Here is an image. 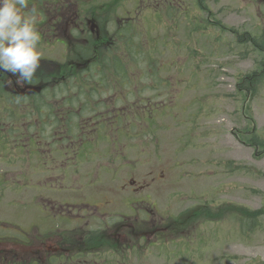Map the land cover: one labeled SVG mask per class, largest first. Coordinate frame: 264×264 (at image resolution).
Returning <instances> with one entry per match:
<instances>
[{"label": "rangeland", "instance_id": "1", "mask_svg": "<svg viewBox=\"0 0 264 264\" xmlns=\"http://www.w3.org/2000/svg\"><path fill=\"white\" fill-rule=\"evenodd\" d=\"M77 1L85 11L97 4L96 15L107 16V37L130 31L133 46L155 51L146 59L137 53L132 64L125 55V66L132 68L129 84H112L123 77L108 73L109 88L82 85L76 102L83 109H120L109 122V144L106 128L96 127L101 118L84 122L93 128V147L83 155L71 153L68 166L62 153H52L45 144L35 158L11 150L8 160L14 164L4 169L40 173L28 180L33 188L24 187L26 180H8L9 186L1 182L0 219L15 227L0 223V256L29 259L24 253L44 249L43 242L58 246L64 236L67 247L74 248L79 222L59 219L46 200L74 202L87 192L84 199L92 206L108 203L102 211L109 212L99 216L101 221L93 212L82 220L86 231H107L103 226L109 217V239L97 232L90 246L82 244L83 251H91L84 255L89 264H263L264 78L254 94L246 95L237 84L262 69L264 52L240 43L238 36L264 31V0H71ZM81 23L84 29L91 26ZM117 40L119 50H126L122 38ZM38 47L41 57L63 61V45L53 43L48 50L40 41ZM152 61L158 67L154 76L148 75ZM106 65L102 59L98 71ZM51 93L50 102L68 107L63 93ZM17 106L25 119L21 108L27 105ZM91 113L83 111V118ZM253 136L262 145H250ZM54 160L60 162L58 171L52 169ZM185 212L191 218L183 222ZM16 226L33 237L30 242L18 243L16 237H23ZM159 227L163 230L154 234ZM134 228L149 238L135 242ZM126 238L129 244L123 243Z\"/></svg>", "mask_w": 264, "mask_h": 264}, {"label": "flooded vegetation", "instance_id": "2", "mask_svg": "<svg viewBox=\"0 0 264 264\" xmlns=\"http://www.w3.org/2000/svg\"><path fill=\"white\" fill-rule=\"evenodd\" d=\"M159 1L162 4L164 0ZM184 2H186V0H184ZM80 3V1L75 3L71 2V0H27V8L22 9V12H27L29 14L32 13V10H35L36 28L40 34V41L46 43L45 48L49 50L48 45L58 43V45H63V52L65 55L62 56L63 61L48 57V55L42 56L40 59V67L34 74L31 83L23 85L17 84L16 77L11 73L0 72V109H2L0 111V185H2L1 182L4 181L6 185L9 186L10 184L6 181L18 179L19 182L22 180L27 181V184L24 186L25 188H29L30 186L33 188V185L28 182V180L34 179L35 176L40 173L35 171L34 168L31 171L19 172V174L4 169L5 166L9 167V165L12 166L14 164L13 160H8V155H11V153L13 155V152H11L12 149H18L21 152L27 153V155L29 154V157L33 155L35 158L36 155L42 156L39 149L41 144H45L50 148L52 153L54 151L62 153L64 157L63 161L66 162L67 166L72 162L71 158L68 157L71 153H73L74 156L83 155L82 153L86 151V147L89 151L91 147H93L94 142L93 128H91V124L84 122H89L91 119L97 121L98 119L101 120V118H104L103 122L98 124L100 126L96 127L106 128V134L104 136L109 144V122L113 118L114 113L119 115L118 112H115V110H120L119 108L84 107L83 109L82 105L76 104V108L69 106V98L76 100L81 96L83 84H88L89 86L99 85L100 88H109V76L94 75V73L96 74L97 72V70H95V64L97 63L98 51L102 49L109 50L114 47L113 41L109 39V36H106L107 33L104 29L107 16L103 18L102 15H96L97 10H94L97 6L96 3L91 4L87 11H85V9L83 10ZM70 5L71 7L74 5L72 10H70ZM98 19L100 20L99 22ZM129 20L130 19H126L124 22ZM81 22L90 23V28L84 29ZM83 50L89 51L88 57H84ZM72 86L73 93L67 94L68 91L72 90ZM51 90V94L54 95L58 94L59 96L60 93H63L65 96V103H67L68 107H64L62 110L59 109L60 105H55L50 102V97L48 96H50ZM66 100L68 101L66 102ZM19 102L24 106L27 105L26 108H21L26 109V112L23 113L25 116L23 120L19 114L20 107L17 106ZM37 103L43 104L42 108H40ZM51 104L53 107H50ZM85 110L93 113L83 118L82 112ZM143 110L145 111L146 108ZM154 110L155 109L151 107L149 113L152 114L151 111ZM33 115L34 117H32ZM57 146H60V148H55ZM3 156H5V158L7 157V159H5L6 165H1ZM37 160H40V168L44 169L42 165L44 163L43 160ZM59 164L60 162L56 160L52 161L51 165L52 167L54 166L52 169H57L58 171ZM63 166L65 168V165ZM43 172L42 170L41 173ZM65 174L66 173H64V175ZM50 176L56 175H49V177ZM87 195V192H85V194L83 192L79 193L77 194L78 197L76 200L73 199L74 202L65 201V203L58 202V199L55 198H47L46 205L50 203L48 209H57L59 211L57 214L59 219L63 221L68 220V222L77 221L79 222V225L77 223L78 227L82 229L76 228L77 230H75L78 234L76 237L78 242L75 243L76 245L74 248L67 247V238L64 236L62 240L59 241L58 246L48 247L45 246L43 242L41 245L44 249L41 247L33 248L31 250V255L38 254L39 256L42 255L40 253H43L44 258L42 256L38 258L47 264H54L55 261H59L61 264H67V262L71 261L83 262V264L90 263L89 260L84 259V255L85 252L89 254L91 251H83L82 247H84V245L82 244L85 242L87 246H90L89 240L94 236L93 232L97 231L98 236L105 235L107 239H109V233L107 232L109 230V217H106L107 219L103 226L107 231L100 228V230L90 229L87 230V232L84 228L87 227L86 225L88 224L82 223V220L85 216L93 212L95 213L93 214L94 218L101 221L99 216H107L109 212H107V210L102 211L103 206H107L108 203H103V205L94 204V206H92L90 200L84 199ZM51 203H53V205ZM41 211L44 212V209L41 208ZM139 212L140 209H138L137 217L139 216ZM184 214L182 213L180 216H184ZM185 221L187 220H183V222ZM3 222L5 223L1 226L6 229L15 227L12 223L0 219V223ZM134 222L135 221H132L130 224L134 225ZM82 224H84V226ZM118 227H120V225L116 226V228ZM168 227L176 231L175 227ZM16 228L20 232L19 234L22 235L20 237H23L22 239L16 237V240H19L18 243L26 244L27 240L30 242V238L33 237L29 236L26 230L18 226H16ZM162 230L163 228L159 227L154 234H158ZM132 234L135 236V242L137 239L140 241L149 238L148 233L138 231L135 228L132 230ZM6 237H8L6 240L11 241L10 239H12V236L9 235ZM38 239L40 240L41 238ZM130 240L131 238H126L123 243L127 242L126 244H129ZM96 252L97 249L93 247V253ZM32 258L33 257L29 259L25 258L24 260L30 262ZM50 261H52V263Z\"/></svg>", "mask_w": 264, "mask_h": 264}, {"label": "clouds", "instance_id": "3", "mask_svg": "<svg viewBox=\"0 0 264 264\" xmlns=\"http://www.w3.org/2000/svg\"><path fill=\"white\" fill-rule=\"evenodd\" d=\"M26 8L27 0H0V72L21 85L31 83L41 59L35 10L22 12Z\"/></svg>", "mask_w": 264, "mask_h": 264}, {"label": "trees", "instance_id": "4", "mask_svg": "<svg viewBox=\"0 0 264 264\" xmlns=\"http://www.w3.org/2000/svg\"><path fill=\"white\" fill-rule=\"evenodd\" d=\"M134 31V30H133ZM132 31V32H133ZM130 31L127 32H122L119 31L118 35H113L112 37H109V39H111L113 41L114 47H112L109 50H101L98 51V57H97V63L95 64V69L98 71L100 68V65L102 64V59L105 60L106 62L109 63V68L104 67L102 71H98L97 74H99L100 76H107L109 73V76H116V78L118 76L123 77L124 81H115L112 84H129L130 80H129V74H128V69H132V68H127L126 65V54L130 57L129 62L132 64L134 57L137 53H138V58H141V54L145 57V59L147 58V56H149L150 53H154V49H152L151 51H146L144 48H142V45H132V43H134V39H131L130 37ZM121 37L122 41L125 42L124 46L126 47V50H119L120 46L116 45L117 43L121 42V40H117V38ZM238 41L242 44H247L250 43L254 46L257 47V50L259 53H263L264 52V31L259 35V36H255L253 37L249 32H244L242 34H240L238 36ZM84 53V57H88V52L87 50H83L82 51ZM152 56H150L149 58H151ZM149 71H148V75L154 76L157 74V65L153 64L152 61V65H150ZM127 78V79H126ZM264 78V61H262V69L260 71H254L251 74L246 75L243 80H241L240 82H238L237 86L239 85L240 88L239 90L242 91H246V95L248 93H253L256 91V87L259 85V83L261 82V80ZM126 79V80H125ZM110 84V82H109ZM110 84V85H112ZM115 90L117 91L118 89L115 86ZM254 91V92H253ZM69 106L72 108H76V104L78 102H76L78 99L74 100L72 98H69ZM66 100V102L68 101ZM38 104V103H37ZM43 105V104H42ZM42 105L39 103L38 106L40 108H42ZM50 107H53V105L51 104ZM72 117V116H71ZM250 141V145L252 146H260L262 145L260 140L257 139L256 136H253L252 138L249 139ZM187 212H185L186 214ZM184 214V215H185ZM186 219L183 220H187L191 218V214H187L185 215ZM176 229V228H175ZM98 232V231H97ZM97 232H93L97 233ZM93 238V237H92ZM99 246H101V244H98ZM3 252H7L8 251H1V255L3 254ZM24 254H28L30 255V257H33L32 260L29 261H25V260H15V258L12 256L9 259H3L0 256V264H47L44 263L40 258V256L38 254H32L31 255V251L30 252H26ZM52 263V261H50ZM85 263V262H84ZM54 264H61L59 261H55ZM67 264H83V262H78V261H71V262H67ZM264 264V263H263Z\"/></svg>", "mask_w": 264, "mask_h": 264}]
</instances>
